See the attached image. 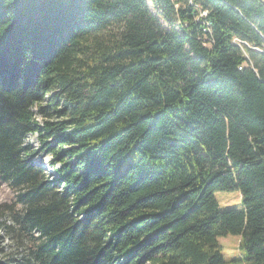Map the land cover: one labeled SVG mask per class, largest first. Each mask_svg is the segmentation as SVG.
Listing matches in <instances>:
<instances>
[{
	"label": "trees",
	"instance_id": "trees-1",
	"mask_svg": "<svg viewBox=\"0 0 264 264\" xmlns=\"http://www.w3.org/2000/svg\"><path fill=\"white\" fill-rule=\"evenodd\" d=\"M151 1L0 0V264H264V5Z\"/></svg>",
	"mask_w": 264,
	"mask_h": 264
},
{
	"label": "rangeland",
	"instance_id": "rangeland-1",
	"mask_svg": "<svg viewBox=\"0 0 264 264\" xmlns=\"http://www.w3.org/2000/svg\"><path fill=\"white\" fill-rule=\"evenodd\" d=\"M149 6L153 11L152 1L148 0ZM34 111L37 113V109ZM37 121L42 122V118L37 116ZM26 144L37 150L39 147V141L36 134H30L27 136ZM33 164L37 167H42L50 179H56L55 174L57 173V168H53L54 175L50 174L52 169V157L45 152H38L37 155L33 158ZM56 171V172H55ZM14 195L13 192L5 185L0 183V207L4 205H9L12 202ZM215 198L219 204L221 211H226L230 209H242L241 194L239 192H217L215 193ZM5 211H0L4 213ZM219 244L221 246V254L224 259V264H243V253L240 250L241 246V237L228 235L226 237L219 238ZM9 246V247H8ZM0 248L3 250L4 254H0V261L5 260V255L13 248V242L10 240L9 235H6L4 232H0Z\"/></svg>",
	"mask_w": 264,
	"mask_h": 264
},
{
	"label": "water",
	"instance_id": "water-1",
	"mask_svg": "<svg viewBox=\"0 0 264 264\" xmlns=\"http://www.w3.org/2000/svg\"><path fill=\"white\" fill-rule=\"evenodd\" d=\"M262 5H264V0H259Z\"/></svg>",
	"mask_w": 264,
	"mask_h": 264
},
{
	"label": "bare ground",
	"instance_id": "bare-ground-1",
	"mask_svg": "<svg viewBox=\"0 0 264 264\" xmlns=\"http://www.w3.org/2000/svg\"><path fill=\"white\" fill-rule=\"evenodd\" d=\"M56 172V171H55Z\"/></svg>",
	"mask_w": 264,
	"mask_h": 264
}]
</instances>
